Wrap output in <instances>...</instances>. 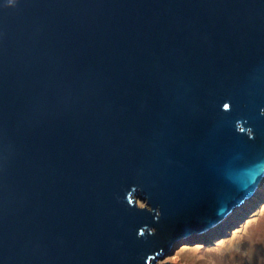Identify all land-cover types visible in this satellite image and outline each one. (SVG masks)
<instances>
[{"label":"water","instance_id":"1","mask_svg":"<svg viewBox=\"0 0 264 264\" xmlns=\"http://www.w3.org/2000/svg\"><path fill=\"white\" fill-rule=\"evenodd\" d=\"M263 179L264 0H0V264H156Z\"/></svg>","mask_w":264,"mask_h":264},{"label":"rangeland","instance_id":"2","mask_svg":"<svg viewBox=\"0 0 264 264\" xmlns=\"http://www.w3.org/2000/svg\"><path fill=\"white\" fill-rule=\"evenodd\" d=\"M262 187L220 223L182 236L156 264H264Z\"/></svg>","mask_w":264,"mask_h":264},{"label":"bare ground","instance_id":"3","mask_svg":"<svg viewBox=\"0 0 264 264\" xmlns=\"http://www.w3.org/2000/svg\"><path fill=\"white\" fill-rule=\"evenodd\" d=\"M263 182H264V179H263L262 183L260 184V186L258 187L257 191H259V190H260V188H261V187H262V185H263ZM262 188H264V187H262Z\"/></svg>","mask_w":264,"mask_h":264},{"label":"trees","instance_id":"4","mask_svg":"<svg viewBox=\"0 0 264 264\" xmlns=\"http://www.w3.org/2000/svg\"><path fill=\"white\" fill-rule=\"evenodd\" d=\"M246 214H247V213H246ZM246 214H244V216H245Z\"/></svg>","mask_w":264,"mask_h":264},{"label":"snow or ice","instance_id":"5","mask_svg":"<svg viewBox=\"0 0 264 264\" xmlns=\"http://www.w3.org/2000/svg\"><path fill=\"white\" fill-rule=\"evenodd\" d=\"M227 107V106H226Z\"/></svg>","mask_w":264,"mask_h":264}]
</instances>
